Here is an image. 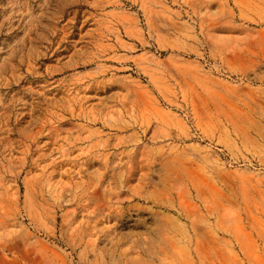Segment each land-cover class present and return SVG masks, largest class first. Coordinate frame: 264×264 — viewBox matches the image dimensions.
Returning a JSON list of instances; mask_svg holds the SVG:
<instances>
[{
    "label": "rangeland",
    "instance_id": "rangeland-1",
    "mask_svg": "<svg viewBox=\"0 0 264 264\" xmlns=\"http://www.w3.org/2000/svg\"><path fill=\"white\" fill-rule=\"evenodd\" d=\"M0 264H264V0H0Z\"/></svg>",
    "mask_w": 264,
    "mask_h": 264
}]
</instances>
